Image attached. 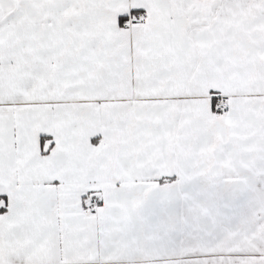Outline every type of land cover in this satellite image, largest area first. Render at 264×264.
<instances>
[{
  "label": "snow or ice",
  "instance_id": "6c2138e0",
  "mask_svg": "<svg viewBox=\"0 0 264 264\" xmlns=\"http://www.w3.org/2000/svg\"><path fill=\"white\" fill-rule=\"evenodd\" d=\"M0 264H264V0H0Z\"/></svg>",
  "mask_w": 264,
  "mask_h": 264
}]
</instances>
